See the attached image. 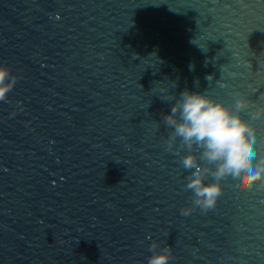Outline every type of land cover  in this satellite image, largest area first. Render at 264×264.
<instances>
[{
  "label": "water",
  "instance_id": "95a60500",
  "mask_svg": "<svg viewBox=\"0 0 264 264\" xmlns=\"http://www.w3.org/2000/svg\"><path fill=\"white\" fill-rule=\"evenodd\" d=\"M0 66V264H147L153 241L169 264H264V190L222 181L182 215L160 120L184 89L239 93L264 153V0H0Z\"/></svg>",
  "mask_w": 264,
  "mask_h": 264
},
{
  "label": "clouds",
  "instance_id": "9594fccd",
  "mask_svg": "<svg viewBox=\"0 0 264 264\" xmlns=\"http://www.w3.org/2000/svg\"><path fill=\"white\" fill-rule=\"evenodd\" d=\"M15 83L9 69L0 66V101L7 99ZM174 99L170 112L162 113L160 120L171 129L166 140L168 150L177 142L179 149L186 150L180 163L190 173L184 187L193 198L192 207L181 209V214L188 216L193 208L203 212L214 209L223 194L222 181H231L236 191H247L253 185L264 190V153L258 150L252 125L240 114L248 101L236 93L229 106L187 89ZM260 145L264 147V141ZM209 176L212 182H205ZM157 247L153 241L147 264H169L170 250L156 252Z\"/></svg>",
  "mask_w": 264,
  "mask_h": 264
}]
</instances>
